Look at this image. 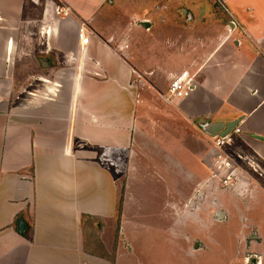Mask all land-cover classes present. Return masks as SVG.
<instances>
[{"label":"crops","instance_id":"crops-1","mask_svg":"<svg viewBox=\"0 0 264 264\" xmlns=\"http://www.w3.org/2000/svg\"><path fill=\"white\" fill-rule=\"evenodd\" d=\"M54 1L70 13H36L35 0H0V264H119L124 223L147 225L141 213L155 198L162 199L158 219L167 231L170 212L181 227L175 211L181 210L183 171L194 180L191 201L201 203L193 215L202 228L219 220L220 210V219L228 220L245 192L264 197L247 167L241 170L246 183L235 190L212 177L206 130L243 117L230 149L264 165V141L254 136L264 137V0ZM183 14L193 33L199 27L208 44L219 42L208 63L194 60L200 65L195 74L185 69L194 79L192 94L163 104L162 111L154 102L158 95L141 90L136 76L144 67L159 74L176 66L161 58L172 44L181 55L185 41L175 26ZM112 15L137 19L147 32L163 20L155 42L145 44L146 56L117 38L114 25H107ZM80 26L88 27V44L79 39ZM232 37L227 51L233 54L222 57ZM196 38L201 42L197 33L190 40ZM26 60L39 69L32 84L46 88L26 93ZM160 110L175 121L155 122ZM181 118L193 128L191 145L181 141ZM126 211L133 213L129 220Z\"/></svg>","mask_w":264,"mask_h":264},{"label":"rangeland","instance_id":"rangeland-1","mask_svg":"<svg viewBox=\"0 0 264 264\" xmlns=\"http://www.w3.org/2000/svg\"><path fill=\"white\" fill-rule=\"evenodd\" d=\"M35 1L38 4L36 13H38V10L44 12L46 8H50L52 13L57 15V8L61 7L57 1L53 2V0ZM118 11L119 8H117L115 14H118ZM177 11L178 10H172V12ZM219 12H223L220 6ZM57 16H59V14ZM60 16L65 17L64 13H60ZM186 16L187 14H183L181 19L177 20L175 26V30L179 27L181 28V39L185 41V45L181 46V55H179V51L175 48L177 46L172 44L169 46V51L166 52L167 54L161 58L164 61L169 60L167 61L168 64H175L176 66L170 67L171 71H167V73L162 69H157L159 74H156V69L152 67H144L142 68L140 76L139 74L136 76V82L140 85L141 90L147 92L154 91L158 95L154 97V102L161 109L163 104L171 106L177 102L173 101L172 103H168L164 100V96L168 93L167 91L170 83L176 77L182 75L185 69H187L191 75L195 74V72L199 70L200 65L195 64L194 60L196 59V62H200L203 65L204 63H208L211 58L210 55L214 52L213 50L217 48L219 42V39L216 38L214 40L215 42H212V45L208 44L209 41L207 37L203 35V30L199 27L198 29L194 28V33L200 36L202 39L201 42L199 38L190 40L194 37V33L193 30H191V23L184 20ZM112 22V24L111 22H107V25H109L108 27L110 28L114 25L113 30L116 36L119 34L117 38H124V42H126L128 46L130 45L131 52L134 54L142 53L144 56H146L145 44H150L154 41V38L158 36L153 34L155 32L158 33V29L162 28V25H164L162 19H156L154 22L157 26L155 25L152 32H147L145 30L143 31V27L141 26L142 22L134 18H128L126 21L113 17ZM98 24L99 22H97V27H100L101 25ZM87 25L90 31L92 24L90 25L87 23ZM137 26L140 27L141 33L131 30L132 27ZM38 27L39 26L36 24L35 29L37 30ZM82 28L83 26H80L77 32L79 39ZM84 28V30L88 32V27L84 26ZM171 28H173V26H171ZM118 29H122L123 31L128 30L129 32L127 31V35L122 36V34L116 32ZM146 33H148V35H146ZM88 34H90V32H88ZM88 37L90 39L89 35ZM176 37L178 36L176 35ZM234 40H236V38L232 37L226 44L227 48L221 54L222 57H225V55L229 57L233 54L227 50H232L230 49L232 47L229 46H231ZM182 47L184 49H182ZM34 65L35 62L29 60H26V63H24L22 77L28 81L26 93L31 92L34 87L38 89L46 88V84L41 81L38 82V84H36L37 82L32 84L34 72H39V69L35 68ZM174 107L176 108V106ZM162 111L153 115L156 119L155 122L160 123L165 120H169L170 122L175 121L171 114L163 113ZM175 115L177 116V114ZM152 126H154V124ZM192 130L193 128H189L185 120L181 118V141L186 140V142H189L191 145L195 136ZM236 144H238V138L235 137L233 146L236 147ZM258 178L261 185L259 189H261L260 191H264V176ZM244 182L245 179L240 177L235 183L238 184V186H243L246 183ZM195 188L194 180L189 178V173L187 171L181 172V210L175 211V217H177V219L181 217V227L177 226L178 223L174 226L173 222L177 221L174 220L172 212H170L172 224L168 231L165 224L166 221L163 224L162 219H158V217L162 215V210L160 209V205L156 204L162 202L161 197L155 198V204L152 206L147 205L148 208H145V212L143 211L141 213L143 215V223H147V225L144 227H136L129 221L124 223V238L121 241L120 236L119 242V247L121 249L119 264H264V197L260 196L263 192H258L259 194L257 195H253L254 192H245V194H242V197H238L240 200L237 198L238 201L241 202L242 207L237 209L234 205L235 207L231 206L229 208L228 220L224 221L220 219V217L219 220L214 218L213 225H207L205 228H202L199 224L202 225L203 222L198 224V221H195L193 215L196 206L201 203L197 198L191 201L194 197ZM128 206L129 205H127V207ZM177 212L179 213L176 214ZM124 213H126L125 216L127 220L133 215L130 211ZM110 232L111 233L108 232L106 236L109 252L112 253L114 246V229L110 228ZM109 261L110 260L107 262ZM93 262V264H103L97 260ZM107 262L104 264H113V261H110V263Z\"/></svg>","mask_w":264,"mask_h":264},{"label":"built area","instance_id":"built-area-1","mask_svg":"<svg viewBox=\"0 0 264 264\" xmlns=\"http://www.w3.org/2000/svg\"><path fill=\"white\" fill-rule=\"evenodd\" d=\"M226 8V7H224ZM57 12L68 15L69 8L58 7ZM231 24L237 27L236 21L232 20ZM80 40L83 44H88L90 39L84 28L80 31ZM194 88V79L190 77L188 72L176 77L169 86L168 95L164 96V100L168 103L189 97ZM241 124H239L232 132L225 136L214 135L211 136L212 148L210 150V170L212 177L218 180L222 187L226 190H235L238 186L235 182L241 177V170L248 168L249 174L255 177L264 176V168L259 163V159L254 155H242L239 152H234L230 149L233 145L236 136L241 134ZM240 181V180H239ZM259 182V181H258Z\"/></svg>","mask_w":264,"mask_h":264},{"label":"water","instance_id":"water-1","mask_svg":"<svg viewBox=\"0 0 264 264\" xmlns=\"http://www.w3.org/2000/svg\"><path fill=\"white\" fill-rule=\"evenodd\" d=\"M243 120V117H240L239 119L227 123L222 122H216L213 124H210L208 128L206 129L211 136L219 135V136H225L228 133L232 132L239 124H241ZM256 139H259L261 141H264L263 136L254 135ZM218 215L222 217V213L219 211ZM23 228V226H21Z\"/></svg>","mask_w":264,"mask_h":264},{"label":"trees","instance_id":"trees-1","mask_svg":"<svg viewBox=\"0 0 264 264\" xmlns=\"http://www.w3.org/2000/svg\"><path fill=\"white\" fill-rule=\"evenodd\" d=\"M108 257V256H107ZM110 258V257H109Z\"/></svg>","mask_w":264,"mask_h":264}]
</instances>
